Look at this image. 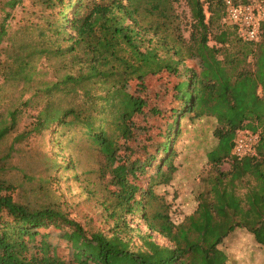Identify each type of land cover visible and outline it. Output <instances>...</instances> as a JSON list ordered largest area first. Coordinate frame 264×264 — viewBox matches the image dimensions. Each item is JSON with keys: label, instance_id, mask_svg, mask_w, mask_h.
I'll return each mask as SVG.
<instances>
[{"label": "trees", "instance_id": "trees-1", "mask_svg": "<svg viewBox=\"0 0 264 264\" xmlns=\"http://www.w3.org/2000/svg\"><path fill=\"white\" fill-rule=\"evenodd\" d=\"M24 1L0 0V47L7 40L6 48H13L7 51L5 78L44 100L33 129L81 126L103 154L102 174H110L103 219L113 224L88 232L59 202L15 200L3 192L12 185L0 179V264H240L221 246L238 227L264 247V21L256 40H244L227 20L223 0H186L192 19L186 38L179 0H38L64 8L50 20V34L41 30L38 40L19 38L15 44L6 21ZM42 56L55 65L49 79L34 83L35 62ZM163 73L177 78V103L167 110L130 89L133 81L147 89V80ZM18 113L10 107L0 116V141L16 126ZM187 116L214 118L217 144L207 154L213 169L207 188L194 211L176 222L164 203L151 211L150 200L160 199L153 185L134 180L137 169L175 141L178 118ZM244 129L259 138L255 153L238 155L237 136ZM136 141L146 150L144 159L121 153ZM120 157L126 164L115 171L113 160ZM224 162L229 169L222 168ZM4 164L0 157V172ZM161 167L156 163L155 169ZM127 214H140L151 231L141 232L138 244L125 234L134 229ZM64 245H72L69 257L53 251Z\"/></svg>", "mask_w": 264, "mask_h": 264}, {"label": "rangeland", "instance_id": "rangeland-1", "mask_svg": "<svg viewBox=\"0 0 264 264\" xmlns=\"http://www.w3.org/2000/svg\"><path fill=\"white\" fill-rule=\"evenodd\" d=\"M175 4L183 34L189 38L192 22L190 9L186 0H179ZM61 8L64 7L51 8L42 1L25 0L24 4L12 10L13 17L6 21L9 36L15 38V44L19 38L38 40L40 31L47 30L50 20L53 21L58 16ZM71 13L72 9L68 11L69 15ZM2 21L3 13L0 12V22ZM218 23L223 24V21ZM47 34H50L49 30ZM210 43L214 44L213 41ZM7 45L8 41L5 40L0 47V116L10 107H18L19 113L16 126L0 141V157L5 162L0 179L12 185V189L3 192L11 193L15 200L34 204L57 201L67 215L79 221L88 232L109 227L113 220L103 219V215L106 213L104 200L110 174H102L105 163L103 154L86 139L81 126L71 129L53 126L40 132L33 129L44 100L35 96L32 88L23 90L21 85L15 86L13 81L16 80H6L5 59L7 51L13 50L12 47L6 48ZM189 63L196 65L192 61ZM54 65L55 61L50 62V58L46 56L37 60L34 83L49 79ZM176 81V77L163 73L148 79L147 89L140 88L137 81L130 83V89L148 96L151 105L155 104L162 110H167L177 103L174 88ZM170 117L169 113L167 120ZM153 122L154 118H151V123ZM177 122L181 129L175 141H170L166 151L160 153L151 164L137 169V178L134 181L145 187L153 185L154 193L160 199L150 200L151 211L162 208L164 203L171 218L179 222L194 211L199 194L208 186V178L213 169L207 154L216 146L217 139L213 134L215 120L212 117L194 120L188 116L179 117ZM167 126L166 124L163 127V131ZM155 129L159 130L157 127ZM137 143L138 141L132 150L123 149L121 153L131 152L132 160L137 156L144 159L145 156L142 155L146 150L138 148ZM69 162L73 163L71 168L66 167ZM125 162L126 159L121 157L113 160L115 171L121 170L119 168ZM156 163L162 167L155 169ZM230 166L229 162H224L222 168L227 170ZM129 178L132 180L131 176ZM126 218L134 229L126 231L125 234L132 237L133 243H140V233L148 230L142 216L127 214ZM153 234L159 242L169 244L168 239ZM221 246L231 262L264 264V247L244 228H236ZM71 247H54L53 251H57L58 255L67 252V256H64L69 257Z\"/></svg>", "mask_w": 264, "mask_h": 264}, {"label": "built area", "instance_id": "built-area-1", "mask_svg": "<svg viewBox=\"0 0 264 264\" xmlns=\"http://www.w3.org/2000/svg\"><path fill=\"white\" fill-rule=\"evenodd\" d=\"M226 7V18L236 24L238 32L244 40H256L260 34V25L264 21V0H251L239 3L235 0H223ZM259 135L248 129L241 130L237 136L235 153L243 155L255 153V145Z\"/></svg>", "mask_w": 264, "mask_h": 264}]
</instances>
